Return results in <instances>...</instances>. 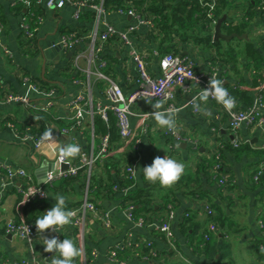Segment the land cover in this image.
<instances>
[{
  "label": "crops",
  "instance_id": "1",
  "mask_svg": "<svg viewBox=\"0 0 264 264\" xmlns=\"http://www.w3.org/2000/svg\"><path fill=\"white\" fill-rule=\"evenodd\" d=\"M131 1H125V4L135 9ZM15 2L16 0H0V18L3 19L0 40L12 53V56L8 57L0 47L2 84L0 89V163L12 168L24 169L30 179L22 177L8 179L5 170L0 168V264H11L22 260L27 261L28 264H34V262L51 264L54 253L44 251L41 234L38 233L32 241L28 242L9 234L5 229V223L22 218L21 194L17 189L18 186L29 182L43 184L39 182L43 178L38 175L39 170L54 162L62 147L68 143H78L82 153L86 154L96 149L99 134L94 133V121L91 126L89 116H84L77 128H71L72 112L69 102L78 94H84L92 97L95 102L105 103L104 82L96 80L93 76L88 77L75 69L74 55L88 48L86 38L70 50L63 49L60 44L62 36L68 32L88 35L93 29V20L88 22L86 19L85 21L75 19L74 7L70 4L62 8L49 9L44 6L43 0H37L43 6V12L33 38L34 45L29 48L27 38L21 36V24L24 23L22 15L12 9ZM35 5L38 6V4ZM258 6L256 5L255 12L251 16L246 17L247 5H228L226 13L221 16L227 24L247 21L244 31L236 33L242 36L241 38L214 40L213 27L210 42L197 43L193 39L183 40L180 35H173L169 39L171 40L169 45L161 46L163 39L154 31V28L139 25L136 31L129 35L130 45L125 44L117 36L111 37L106 42L99 59L106 61L108 68L104 67V69L107 68L110 73H105L115 79L124 95L128 97L137 88L138 69L133 59V52L144 57L146 70L154 76L160 72L159 61L164 55V49L168 46L171 47L172 53L190 59L196 71L208 74L215 71L216 78L223 80L228 90L244 91L250 103L239 101L238 106L240 109L248 108L259 92L258 87L262 78L261 64L264 59V13ZM104 10L102 22L111 24L117 32L136 24L133 17L120 14L117 10ZM89 12L94 14L91 9H85L82 10V15ZM139 12L143 16H152L144 10ZM102 26L99 30H102ZM222 33L228 34L225 29ZM249 43L253 49L252 53L256 54L254 58L250 56L252 53L247 52L246 45ZM79 65L86 67L87 60L82 59ZM24 78H27V81ZM28 81L36 83L41 88L55 89L52 107L48 112H43L50 117V122H46L45 126L51 131L53 139L50 143H44L37 148L30 141H21L13 132V129L16 131L22 125L39 127L38 118L35 119L34 115L37 112L18 103H5L3 99L5 94L12 92L19 95L27 94L33 102L45 101V98L28 90ZM202 86L204 87L203 84L189 83L176 91L173 100L175 109L183 108L177 117V131L185 140L193 141L196 146L187 141L175 143L172 136L167 134L165 129H161L148 115L153 111L151 105L157 101L136 99L130 105V122L135 137L138 138V147L133 149L131 142L127 144L122 139L111 144L107 164L111 166L114 163L117 164L116 169L110 171L114 181H118L119 177L123 176L125 166L132 165L137 185L144 186L142 169L150 165L155 157L166 155L185 163V173H194L199 161L212 158L219 144L230 139L228 116L215 100L210 98L208 103L202 106L204 109L202 112H195L190 106L184 107L191 97L203 89ZM163 107L167 109V103L164 102ZM21 132L18 133L21 134ZM238 137L253 151L242 154L238 158L228 151L224 152L226 166L233 173L235 182L233 190L226 192L234 202L226 209L228 221L222 230L209 231L208 226L204 232L211 235V240L217 247L223 243L229 244V250L222 258L219 257V253L214 258L206 256L199 244L200 235H193L190 232L192 233L190 236H184L178 230V223L190 210L196 214L197 222L202 223L204 210L200 198L185 197L177 192L175 215L171 223L175 250H171L168 242L159 232L150 227H138L127 219L120 206L118 194L97 195L96 191L90 193L87 184H84L85 179L76 180L68 184L66 188L56 190L45 185L46 198L43 200L48 206L44 212L46 213L54 206L56 203L54 196L57 194L64 195L67 204L78 205L84 199H88L96 202L100 207L98 213L108 212L110 225L106 227L97 214L87 212L82 235L71 224L60 229L59 232L46 230L42 235L48 238L56 237L59 240L61 238L75 240L83 250L82 256L75 261V264H149L152 261L157 264H264V248H259L260 245L264 247V198H261L258 189H250L249 182L256 164L264 157V154L255 153L264 150V130L254 125L243 124L239 129ZM78 162L77 157L66 163L72 167ZM97 166L98 163H95L91 167L96 177L93 182L100 185L103 181L99 180H106V177ZM5 182L7 184L3 190L2 184ZM201 183L203 189L215 192V186L209 184L203 175ZM164 193L165 191H159V195ZM198 232L202 233V227ZM128 241L142 250L145 249L147 242H152L149 248L157 253V257L144 260L132 253L123 263L112 261L108 254L109 250ZM85 248H89L87 256Z\"/></svg>",
  "mask_w": 264,
  "mask_h": 264
},
{
  "label": "built area",
  "instance_id": "2",
  "mask_svg": "<svg viewBox=\"0 0 264 264\" xmlns=\"http://www.w3.org/2000/svg\"><path fill=\"white\" fill-rule=\"evenodd\" d=\"M28 6L30 4L29 0H21ZM44 6L49 9L62 8L66 4H70L74 7L73 17L75 19H79L82 14V10L91 9L94 12L93 18V29L88 33V35L83 36L81 34H77L76 32H69L62 36L60 44L61 47L65 50L73 49L77 44L82 43L83 40L87 39V46L85 51L78 52L74 55L73 62L75 69L87 75L88 77L93 76L96 80L104 82V92H105V103L95 102L93 98L89 95L86 96L84 94H78L76 97L71 99L69 102V107L72 112L70 120L72 121L71 128H77L81 124L84 116H89L91 120V126L93 125V119L95 115H98L102 120L107 121V112L110 111L115 117V125L117 129V134L120 139L124 140L127 144L131 142V147L133 149H137L138 147V138L135 137L134 131L130 122V115L125 113L124 109L127 106L129 112L130 105L136 100L141 99L144 101H164L167 103L168 108L175 109L174 107V97L175 93L178 89L186 87L189 83H197L203 84L204 88L208 86V82L210 77H216V72L204 73L198 72L195 70L193 62L186 58L181 57L177 54L165 53L161 56L159 64H160V72L157 75H150L145 68V60L144 57L137 53L133 52V59L138 69V77H137V88L133 91L128 97H126L115 81V79L102 71V68L106 67L107 63L105 60H100L99 56L104 49L106 42L112 37L117 36L122 40L125 44L130 45L131 40L129 35L136 31L139 25H145L153 28V16H143L139 12H137L132 7L126 9H118V13L133 17L136 21V24L130 25L126 28V30L117 32L114 26L111 24L102 22V16L105 14V10L103 8V0H43ZM209 13L208 17H212L211 10L214 8V0H211L208 4ZM23 20V17H22ZM213 27L216 23L214 20ZM102 26V30H99V27ZM21 29L23 32V37L28 38L32 36L31 33L28 32L26 24H21ZM3 32V27L0 25V34ZM0 47L2 48L5 55L8 57L12 56L11 51L6 48V46L0 40ZM82 59L87 60V66L81 67L79 62ZM261 83L258 87V94L251 106L245 109H236V107L232 110L231 113L226 111L222 106V109L228 116V132L230 134V141L234 146H237L241 143V140L238 137V132L240 127L243 124L246 125H254L264 130V59L261 64ZM27 81V78H24ZM29 82L28 90L33 92L36 95L45 98V101L42 102H33L27 94L19 95L17 93L8 92L4 95L5 103H18L24 107H29L33 111L38 112H48L49 109L53 105V100L55 96L54 88H41V86L37 85L34 82ZM2 88V84L0 81V89ZM49 131V130H47ZM46 131V132H47ZM15 137L20 139L21 141H30L35 148L39 147L44 143H50V141L42 140V137H35L30 132H25L23 134H19L13 129ZM165 132L172 136L173 141L175 143H179L185 140L181 134L176 131L175 134L169 132L165 129ZM52 135V133H51ZM192 145L196 146L193 141H187ZM110 141L109 136L107 134L102 135L99 139L98 145L96 149L90 151L89 154L81 153V157H78V164L75 166H70L66 170H61L59 167L55 169H51L45 172L44 182L43 184H35V183H27L25 185L18 186V191L21 194V204L27 203L32 200L43 199L46 198V190L45 185H49L52 181L66 177L68 175H73L77 172V170L81 168H86L89 172L91 167L94 165L96 161H100L105 158L110 152ZM57 163L63 164L66 162L61 161L59 154H57L56 159ZM0 166L4 168L6 171V176L8 179H12L14 177H22L30 179L28 173L22 168H12L10 166L4 165L0 163ZM219 164H216L213 168V171L217 170ZM125 171L133 178H135V170L132 165H127L125 167ZM264 171V161H261L256 174L254 175V179L258 180V177L261 176ZM228 175L222 176V181H227ZM7 183L2 184V188ZM2 190V189H1ZM123 193L126 189L121 190ZM35 193V195H31L30 193ZM28 198V199H27ZM27 199V200H26ZM26 200V201H25ZM133 210V206L129 205L127 208H124L123 211L127 219L133 222L138 227H150L160 234L168 242V246L171 250H175V239L172 232L171 223L174 219V207L172 204L167 205L166 212L163 215L162 220L160 221H151L145 222L142 217H138L136 220L133 219L131 213ZM203 210L204 212L210 211V207L207 202H203ZM74 212L73 222L71 225L75 226L82 235V227L84 226L85 215L87 212H92L97 214L102 220L103 224L108 227L110 225L108 212L98 213V210L94 203L89 201L88 199H84V201L75 209H72ZM186 215V214H185ZM261 226H263L261 224ZM6 231L16 237L27 240L28 242L32 241L38 233L34 230L33 225L27 223L22 218L18 220H9L5 224ZM219 228L217 226L211 225L209 226V231L217 232ZM205 240H208L209 233L206 232L203 234ZM123 245L130 246L132 245L131 241L126 243H121L113 247L109 250L108 254L112 261L115 263H123L119 262L115 258L116 250L121 249ZM137 247L136 245H134ZM146 247H151V242L146 243ZM260 249H263V246H259ZM139 251V249H138ZM141 252V251H139ZM144 260H151L156 257L157 253L150 248L147 255H144L142 252L138 255ZM11 264H28L27 261L22 260L19 262H12ZM34 264H41L39 262H34Z\"/></svg>",
  "mask_w": 264,
  "mask_h": 264
},
{
  "label": "trees",
  "instance_id": "3",
  "mask_svg": "<svg viewBox=\"0 0 264 264\" xmlns=\"http://www.w3.org/2000/svg\"><path fill=\"white\" fill-rule=\"evenodd\" d=\"M29 1L30 4L25 6L23 1L16 0L12 9L14 12L22 15L28 32L32 34V36L27 38V46L30 48L34 45L32 44L34 43L33 38L35 36L36 28L38 27V21L42 16L43 6L37 2V0ZM125 1L127 0H103V8L112 10L126 9L130 6L126 5ZM210 1L211 0H132L131 2L133 3V7L137 12L144 10L152 14L154 31L161 35V38L163 39L160 43L161 46L169 45L171 41L169 39L173 35H180L183 40L193 39L197 43L210 42L213 31L212 22L214 20L217 21L224 13H226V8L228 5H247L248 7L246 10V17L251 16L255 12L256 5H259V10H262L261 12L264 13V0H214V8L211 10L212 17H208V4ZM35 4H38V6ZM93 18L94 14L89 12L87 14H81L79 19L84 21L86 19V21L91 22ZM2 21L3 19L1 20L0 18L1 26L3 25ZM245 26H247V21H243L241 23L239 22V24H227L226 20H223L220 29L222 32L225 29L226 33L228 34L234 32L242 33ZM21 36L23 37V32H21ZM246 49L249 53H252L253 51L250 43L246 45ZM165 53H172L171 47L166 46V49H164V54ZM250 56L254 58L256 57V54L252 53ZM106 67L108 68V65H106ZM107 68H102V71L104 73H110ZM228 91L237 102L236 109H240L238 106L239 101H244L247 104L250 103V99L246 96L244 91H241L240 89H229ZM36 112L37 113H34V115L35 119L38 118L37 121L40 123L39 127L33 128L30 125H22L21 128L18 127L16 131H22L21 134L30 132L35 137H41L44 135V133L47 131L45 123L50 122V117H48L46 113L38 111ZM93 121L94 133L96 132L99 134V139L102 135L107 134L109 136L110 145L113 142L120 140L115 125V117L110 111L107 112V121L102 120L98 115H95ZM60 124L63 126L62 123ZM225 151L230 152L238 158V156L242 154H248L253 150H251L247 144H243L242 142L237 146H234L229 139L225 143L219 144L212 158L199 161V163L196 165L194 173H185L180 181L171 188H163L158 183L150 184L144 179V186H139L137 185L135 178L131 177L126 171H124L123 176L119 177L118 181H114L111 178L110 171L111 169H116L117 164L114 163L112 166L107 164V158L110 156L109 154L100 161L95 162L98 163L97 167L101 168V171L105 173L106 177V180H99L103 181V183L100 185H96V183L93 182L94 179H96L95 171L91 169L88 172L87 169L83 167L77 170L75 174L56 179L47 186L52 190H56L58 188H66L68 184H71L76 180L82 179L83 181V179H85L86 183L84 182V184H87L90 193L96 191L97 195L118 194L120 206L124 209L129 205H132L133 210L131 215L133 219L136 220L138 217H142L145 222L162 220L163 215L166 212L167 205L172 204L173 207L175 206L177 201V192L183 194L185 197L190 196L193 198H200L202 202H207L210 207V211L203 212L204 220L202 223L197 222L196 214H193V211L190 210L187 215L181 218L180 222L178 223V230L184 236H190L192 233L193 235H200L201 238L199 244H201L206 256L209 258H214L219 253V257L222 258L223 255L225 256L227 254L229 250V244L221 243L222 245L217 247V245L212 242L211 235L209 236L208 240H205L203 234L205 230H207V227L211 225L217 226L222 230L223 227H225V223L228 221L226 209H228L234 203L232 201V197L229 196V194H226V192L233 190L235 187V182L233 179L234 175L227 168L224 160ZM255 153L258 155H263L264 150L261 152L256 151ZM127 159L129 160V158ZM261 161H264V157L256 164L253 173L250 175L249 182L251 185L250 189H258L259 195H261V198H264V171L262 172L261 176L258 177V180L254 179V175L256 174ZM127 164H129V162ZM216 164H219V167L216 171H213V168ZM0 168L3 167L0 166ZM225 174L228 175V179L227 181L221 183L222 176ZM202 175L206 177L209 184L215 186V192H210L209 190L202 188ZM123 189H126L124 193L121 191ZM159 191H165L164 195H159ZM92 203L95 204L97 210H100V207L96 202L93 201ZM80 204H67V210L75 209ZM47 206V202L43 199L32 200L24 203L21 209L22 219L27 223L32 224L34 230L36 231L35 220L37 217L45 213L44 210L47 208ZM201 227L202 233L199 234L198 231ZM61 240L63 239L61 238ZM138 249L144 255H147L150 250L149 247H145V249L142 250L138 246L135 247L134 245H123L121 249L116 250L115 258L119 262H125V260L130 258L132 253H138V255L141 254ZM85 253L87 256L89 253V248H85Z\"/></svg>",
  "mask_w": 264,
  "mask_h": 264
},
{
  "label": "clouds",
  "instance_id": "4",
  "mask_svg": "<svg viewBox=\"0 0 264 264\" xmlns=\"http://www.w3.org/2000/svg\"><path fill=\"white\" fill-rule=\"evenodd\" d=\"M213 99L217 104L224 107L229 113L236 107V100L230 95L225 87V82L216 77H210L208 86L201 89L199 93L188 101L184 107H191L195 112H202L203 105H206L209 99ZM164 101H157L152 104L153 111L148 115L156 122L161 129H167L173 134L177 131V117L183 108H167L163 107ZM125 113L131 114L127 108ZM51 131L44 133L42 140L51 141ZM82 149L78 143H68L60 149L59 156L61 161L70 162L77 157H81ZM186 170L185 163L178 161L172 157H155L152 163L145 166L143 178L150 184H159L163 188H171L180 181ZM36 192L30 193L35 195ZM28 199V198H27ZM26 199V200H27ZM56 203L46 213L37 217L35 226L37 233L41 234L44 245V251L54 253L51 258V264H75V261L82 256L83 250L78 246L77 242L71 238L59 240L56 237L48 238L42 234L46 230L58 231L65 226L72 224L74 212L67 210L66 197L61 194L54 196ZM25 200V201H26Z\"/></svg>",
  "mask_w": 264,
  "mask_h": 264
},
{
  "label": "water",
  "instance_id": "5",
  "mask_svg": "<svg viewBox=\"0 0 264 264\" xmlns=\"http://www.w3.org/2000/svg\"><path fill=\"white\" fill-rule=\"evenodd\" d=\"M223 17L219 18L215 25H214V33H213V39L214 40H218V39H224V40H230L232 39L233 37H238V38H241L242 36H239L238 34L236 33H230V34H225V33H222L221 29H220V26H221V23L223 21ZM244 36V35H243ZM44 68V67H43ZM231 138V137H230ZM182 145H184V143H182ZM59 167L61 170H66L69 168V164L68 163H63V164H58L57 161L55 160L54 162L50 163L49 165H47L46 167H42L40 170H39V173L38 175L39 176H43V178L39 181L40 183H43L44 182V175H45V172L48 171V170H51V169H55ZM51 234H53V232H51ZM149 264H157L156 262L152 261L150 262Z\"/></svg>",
  "mask_w": 264,
  "mask_h": 264
}]
</instances>
